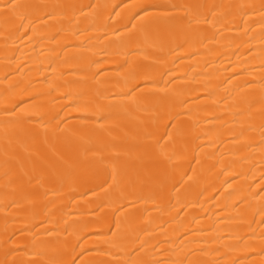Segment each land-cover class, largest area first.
Segmentation results:
<instances>
[{
    "label": "bare ground",
    "instance_id": "obj_1",
    "mask_svg": "<svg viewBox=\"0 0 264 264\" xmlns=\"http://www.w3.org/2000/svg\"><path fill=\"white\" fill-rule=\"evenodd\" d=\"M0 264H264V0H0Z\"/></svg>",
    "mask_w": 264,
    "mask_h": 264
}]
</instances>
